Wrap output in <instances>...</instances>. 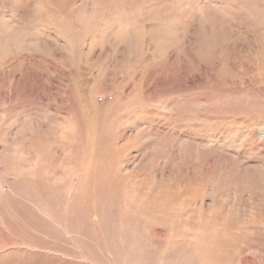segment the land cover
Segmentation results:
<instances>
[{"label":"rangeland","instance_id":"374dc122","mask_svg":"<svg viewBox=\"0 0 264 264\" xmlns=\"http://www.w3.org/2000/svg\"><path fill=\"white\" fill-rule=\"evenodd\" d=\"M0 264H264V0H0Z\"/></svg>","mask_w":264,"mask_h":264},{"label":"bare ground","instance_id":"6f19581e","mask_svg":"<svg viewBox=\"0 0 264 264\" xmlns=\"http://www.w3.org/2000/svg\"><path fill=\"white\" fill-rule=\"evenodd\" d=\"M54 88V87H53Z\"/></svg>","mask_w":264,"mask_h":264}]
</instances>
